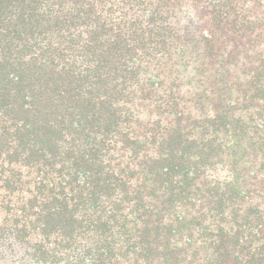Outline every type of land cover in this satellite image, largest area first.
Listing matches in <instances>:
<instances>
[{
    "label": "trees",
    "instance_id": "16d2710c",
    "mask_svg": "<svg viewBox=\"0 0 264 264\" xmlns=\"http://www.w3.org/2000/svg\"><path fill=\"white\" fill-rule=\"evenodd\" d=\"M0 264H264V0H0Z\"/></svg>",
    "mask_w": 264,
    "mask_h": 264
}]
</instances>
